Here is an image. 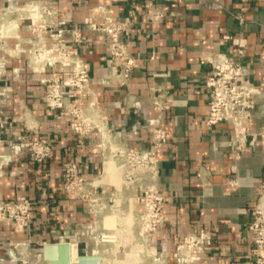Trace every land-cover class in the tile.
Instances as JSON below:
<instances>
[{"label":"crops","instance_id":"0c3cea01","mask_svg":"<svg viewBox=\"0 0 264 264\" xmlns=\"http://www.w3.org/2000/svg\"><path fill=\"white\" fill-rule=\"evenodd\" d=\"M34 1L55 4L61 22L82 24L99 6L115 18L129 21L122 39L140 61L127 86L115 88L104 82L110 69L103 35L89 33L90 40L80 44L78 50L86 59L112 124L132 146L145 150L151 145L148 123L157 115V108L152 103L150 87L159 85L174 94L173 109L165 121L170 143L159 154L160 180L167 195L166 219L153 235V244L167 250L171 263L176 244L205 227L215 231L216 246L193 264H245L252 245L245 226L264 180V0L250 4L245 25L235 17L240 0H0V15ZM20 34V39L9 38L7 42L27 47L30 33L24 23ZM226 34L232 37L225 39ZM239 49L243 50L240 59L246 79L259 91L254 94L250 143L243 157L234 160L232 126L222 123L210 128L206 124L209 92L205 79L210 67L207 57L219 51L236 56ZM0 70V85L12 89L7 103L0 96V108L5 110L2 116L8 118L0 126V152L11 155L3 165L0 197L26 195L33 207V225L28 233H18L10 221L0 220V264H48L39 252L41 244L58 240L53 229L77 231L91 221L85 204L64 192L62 174L70 154L76 155L87 171L101 172L103 151L97 145L100 137L91 134L82 145L76 135L63 130L66 125L57 119V111L46 107L47 86L33 79L37 74L31 73L26 53L12 57L0 49ZM131 99L140 105L128 109L125 102ZM25 107L38 133L26 128ZM34 135L46 137L53 144L46 163L34 162L25 150L13 151V143ZM196 165L217 172L211 177V185L202 186L197 181ZM231 177L238 179V186L228 185ZM137 207L141 209L140 204ZM124 248L134 247L126 240ZM80 249L90 252L84 243Z\"/></svg>","mask_w":264,"mask_h":264},{"label":"built area","instance_id":"2783aa9c","mask_svg":"<svg viewBox=\"0 0 264 264\" xmlns=\"http://www.w3.org/2000/svg\"><path fill=\"white\" fill-rule=\"evenodd\" d=\"M240 1L241 7L235 17L240 25H245L250 4L254 0ZM92 10L93 14L82 24L59 21L58 7L43 1L16 5L0 15V49L6 56L27 54L28 67L31 73L37 74L33 79L47 86L46 107L49 111H57V119L66 125L63 130L76 135L82 145L91 134L97 133L100 137L97 145L103 151L101 172L94 174L87 171L76 155L70 154L62 174L64 192L85 204L91 221L77 231L53 229V233L58 236V240L53 243H79L80 248L84 243L90 249L85 254H90L96 252L98 245H113L120 251L127 240L142 252L148 251L146 254L159 264H193L216 246V233L212 229L201 227L199 231L184 236L172 251L171 263L167 259V250L155 246L152 241L153 235L166 219L164 203L167 195L160 180L159 154L170 143L165 121L166 114L173 109L174 94L159 85L150 87L157 115L149 119L152 141L148 149H139L124 141L122 131L112 124L109 111L104 109L97 95L86 59L78 46L90 40L89 33H98L106 38L110 73L104 82L115 88H123L132 81L140 57L133 54L122 39L129 27L128 20L115 18L101 6ZM130 13L133 14V10ZM13 19L16 27L9 30L7 27ZM22 23L30 33L26 37L27 47L19 42H7L9 38H21ZM224 37L230 39L232 36L226 34ZM242 53V49L238 50L236 56L219 51L206 58L210 64L205 79L209 92L206 124L210 128L222 123L232 126L234 160L243 157L250 143L251 122L256 106L254 94L259 91L246 79L240 59ZM153 57L152 54L150 58ZM6 58H3L5 62ZM2 74L3 70H0V82L3 80ZM11 91L10 86L0 85L2 102L11 100ZM125 104L128 109L140 105L135 99L127 100ZM4 113L5 110L0 108L1 127L8 121L6 116H2ZM24 121L27 129L38 133L37 126L27 115L26 107ZM105 133L109 136L107 143ZM12 147L16 153L25 150L39 164L46 163L54 149L48 138L37 135L13 143ZM5 154L10 155L0 152V155ZM109 157L115 162L119 179L104 177L105 163ZM216 173L204 165H196L194 169V177L202 186L211 185V177ZM3 174L2 165L0 178ZM227 183L236 187L238 179L231 177ZM137 204L141 205V209ZM32 210V201L26 195L15 199L0 197V220L10 221L18 233H28L32 228ZM111 219L113 221L109 223ZM245 233L252 243L245 264H264V180L250 211ZM45 244H41L40 258L43 257Z\"/></svg>","mask_w":264,"mask_h":264},{"label":"water","instance_id":"95a60500","mask_svg":"<svg viewBox=\"0 0 264 264\" xmlns=\"http://www.w3.org/2000/svg\"><path fill=\"white\" fill-rule=\"evenodd\" d=\"M10 155H0V166L8 163ZM43 258L51 264H101L103 255L81 253L79 243H47L42 249Z\"/></svg>","mask_w":264,"mask_h":264},{"label":"rangeland","instance_id":"374dc122","mask_svg":"<svg viewBox=\"0 0 264 264\" xmlns=\"http://www.w3.org/2000/svg\"><path fill=\"white\" fill-rule=\"evenodd\" d=\"M132 248L133 249H125L124 247H121L119 251V249L114 248L113 245L97 246V250L99 251V253H101V255H103V261L101 262V264H120L117 263V260H123L124 262L121 264H159L153 261L151 256L146 254L148 251L144 253L140 248H137L135 246H132Z\"/></svg>","mask_w":264,"mask_h":264},{"label":"bare ground","instance_id":"6f19581e","mask_svg":"<svg viewBox=\"0 0 264 264\" xmlns=\"http://www.w3.org/2000/svg\"><path fill=\"white\" fill-rule=\"evenodd\" d=\"M13 5H15V4H13ZM15 27H16V21H14V19H13V20L10 21V23H9L7 28L9 30H11V29H13ZM104 136H105V140H106V143H107L108 140H109V136H108L107 133H105ZM104 177L105 178L114 177L116 179H119V175H118V172H117V168H116L115 162L111 159V157L107 158V160H106V163H105V176ZM112 221H113V219L109 220V223H111ZM95 251H96L95 252L96 254L99 253V251L97 249ZM123 262H124L123 260H119V261L117 260V263L121 264ZM47 263L51 264L49 261H47Z\"/></svg>","mask_w":264,"mask_h":264}]
</instances>
